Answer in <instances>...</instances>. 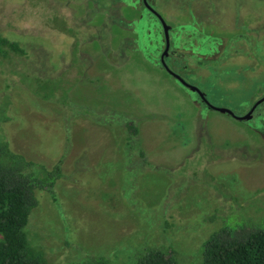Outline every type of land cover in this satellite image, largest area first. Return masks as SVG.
Masks as SVG:
<instances>
[{
    "label": "rangeland",
    "instance_id": "rangeland-1",
    "mask_svg": "<svg viewBox=\"0 0 264 264\" xmlns=\"http://www.w3.org/2000/svg\"><path fill=\"white\" fill-rule=\"evenodd\" d=\"M15 1L0 0V31L2 33L5 31L17 34L14 33L13 27H19L20 22L10 17L16 16L18 13L17 6H14L17 3ZM49 2L47 17L52 14L56 5L54 0H49ZM203 2L205 4L200 0H196L194 10L186 9L184 13L192 16L197 21L196 25H192L190 22H185L183 25L177 19L179 28L177 32L180 36L172 38V46L175 51L171 53V57L181 69V74L190 82L198 85L211 103L241 112L244 106L248 104L247 98L250 96L251 98L254 97L252 92L257 86L250 83L249 91L245 93L242 86L243 80L238 78L234 82L236 87H229L230 64L228 66L225 61L221 62L218 59L220 54L216 52L213 54V58L209 59L211 62H197L194 58L191 61L186 55L192 52L208 54L212 49L211 46H214L219 41V37L215 33L218 27L227 31L224 34H219L227 41L231 37L230 35L237 32L245 33L241 29H244V26H249L250 28L253 27V30H257L259 27L257 34L251 32L253 35H247V40L260 50L261 53H254L257 54V59L264 61V0H217V4L220 5V11L217 15L213 14L212 10L209 9L207 0ZM201 11L206 12L205 16L208 17V22L204 25H201V19L198 16ZM213 16L217 18L218 27L216 21L211 19ZM47 17L46 19L52 25H55ZM149 19L153 31L156 28L155 18L150 17ZM249 20H255V22L253 23ZM6 21H8L9 27L6 26ZM88 21L93 23L89 18ZM42 22L43 20L40 16L37 17L34 23L32 19L26 20L24 22L26 29H32L35 24L36 28L34 27V30H38L41 34H36V32L27 33V35L23 34L21 40L24 43L29 41L26 39L27 37H30L31 40L35 38V68L38 69L39 67L42 70L43 67L47 70L51 68L56 73L48 77V80H44V85L40 86L32 84L34 75L28 71L19 72L18 70L8 69L7 72L10 77L9 83L20 84L26 93V96H23L24 101L21 103L24 104L19 110L21 113L16 118H11L7 125L6 123L4 124L11 146L16 150H20L15 152L22 154L24 157L27 155L34 157L33 153H31L33 149L39 148V145L43 144L40 121L46 118L58 106L61 98L66 95H57L54 98L48 97L50 86L67 87L73 81V77L64 70V66H59L60 63L54 66L49 60V54L52 49L43 36V33L48 28ZM138 24L143 28L147 26L145 20L142 19ZM101 25L103 28V24ZM233 27L239 28V30L232 31L229 35V30ZM112 28L117 30L116 26ZM20 33L25 32L22 31ZM56 37L57 39H54L52 44L54 46L58 44L67 51L71 45L67 34H57ZM152 37L153 34L151 38L146 36L147 40L144 39V44L140 47L144 52V56L139 53L131 55L130 52L123 49L125 41L121 42L118 48L124 51L125 59L123 60L125 62L123 61V68L120 69L109 65L108 62L99 61L103 56L102 52L94 49L100 46V39L96 37V34H91L90 38L87 39L89 44L84 45L87 50H82L86 51L85 54L80 55L81 59H86L87 61L85 62L83 73L88 75L89 78L85 81L87 83L76 80L69 88V93L74 101L81 103L95 101L99 98V101L94 102V105L98 106L97 108L102 106L110 108L113 105L117 111L114 112L113 109L105 110L113 117L120 109L139 111L144 108V111L148 110V117L141 121L139 134L144 140L142 141V146L143 149H146L144 151L146 160L153 164L156 163L163 170L151 166L143 169L138 175L136 190L132 191L133 189L128 187V183L132 182L135 171L133 170V173L132 170L123 172V174L119 173L122 164V150H120V162L113 168L107 164L104 165L110 152H104L103 157L100 158L101 154L94 149L105 144L107 138L104 135L92 130L84 139L96 151L91 155L87 152L85 153V156L89 155L86 158L87 162L90 159H94V163H96L95 172H90L86 166H83L84 162L77 156L75 148L69 152L66 151L61 162V170L63 172L60 176L54 178L55 196L59 206L56 201L46 199L43 192H38L36 194L37 204L34 208L32 207L29 219L25 225L28 239L34 244H38L37 246L44 250L45 255L55 264H61L65 260L76 264L84 259L89 260L94 257L91 253H98L97 255L108 257L111 246L118 239L125 241L128 238V242L125 245L126 248L122 246L121 250L130 251L133 243L143 240L139 237L143 235L142 232L149 231L152 228V220L156 221L157 213L160 212L159 204L162 195L168 186L172 185L171 179L180 181L185 186H179V191H174L176 199H171L173 201L169 204V210L174 212L172 215L169 213V215L175 225L178 224V220H181L177 212L182 201L191 200V203L194 204L193 212L196 215L201 211V208L196 205V199L200 195L206 196L204 193H214L216 191L215 187L210 185V180L207 177L219 181L224 186H227L228 183L230 187L232 184L233 188L240 194H244L249 190L253 192V199L247 204L248 210L235 208L234 196L229 197V203L221 198L215 201L212 200L214 199L213 197H207L210 198L208 199L210 201L208 211L210 213L218 212V214L214 212V215L217 216L214 221H210V225H213V223H216V226L220 224L223 220L222 218L220 221L219 216L221 214L229 222L231 218L243 217L234 213L237 211L245 210L249 213L252 211L264 213L263 155L262 161L254 160L256 157L254 156L246 158V163H241L239 160L229 162L228 155L222 157L225 159L220 158L222 160L215 166L206 167L199 166V163L205 162L201 155L203 152H200L201 154L195 162L191 161L192 158L184 156L182 160L180 159L178 165L175 164L173 166L171 164L174 163H171L170 159L165 157L166 153L171 150L169 147H175L178 155H176V158H172L171 161L174 162L179 159L186 150V147L181 146L183 136L185 135V138L188 137L193 143L198 135L194 129L197 126L196 123L202 124L206 132L204 136L203 133L200 134V140L196 144L205 148L209 147L213 140L222 141L224 147H226L225 153L229 151V145L236 142L235 139L249 147L262 142L261 147L264 149V137L261 136L260 132L256 131L254 126L250 125L251 127H249L244 123L238 122L226 113L216 112L215 110H203L200 104L194 105L193 99L189 98L182 90L180 91L176 86L174 88L169 86L161 74L154 70L155 67L152 66L153 56L156 52L153 45L160 43L157 37ZM108 41L107 38L105 45L108 44ZM226 43L228 44L229 41ZM92 46L94 49L89 50ZM222 48L223 54H227L228 51L233 53L232 45L229 47L222 46ZM52 54L51 58L57 60V51L52 52ZM156 57L157 55L154 56V59ZM76 59L80 61L79 57H76ZM69 60L70 55L63 52L60 61L63 64H67ZM133 61H135L136 65L131 66L134 63ZM80 62L81 64L83 63L82 61ZM196 62L198 66L195 64ZM100 64L103 65L102 69H98ZM93 65H95V69L91 68ZM73 66L76 68L79 64L75 63ZM2 67L7 70L3 62ZM201 67L207 68V74H204ZM214 67H219L221 70H214ZM55 75L57 76L52 78ZM244 78L251 80L254 77L245 74ZM263 78V76L260 77V79ZM261 83V81L258 82L260 85ZM34 88H38V90ZM15 89L16 87L12 86L4 88L0 94V99L1 97L7 98L8 95V98H10L13 96L12 93ZM121 100L122 104H120ZM94 105L92 104V106ZM2 108L4 109V106H1L0 110ZM0 113L2 112L0 111ZM120 116H117V122ZM64 124V121L60 119L58 124L60 130L65 128ZM152 128L153 130H151ZM53 134H56V131ZM49 138L48 136L47 139ZM157 138H159V143L155 146L154 142ZM79 144H81V141H77L75 146ZM190 144L187 145V148ZM230 149L232 148L230 147ZM88 152L92 153L91 150H88ZM43 156H48V152L41 154L40 157L43 160L39 163L44 166L49 165L54 159L44 158ZM220 159L217 158L216 160ZM167 164L173 168L169 169ZM243 165H246V170H239ZM194 166H198L199 170L193 172ZM140 169H137V171H140ZM131 176L132 179L129 180ZM233 178L236 179L231 182ZM199 184L203 187L200 188ZM204 187L208 189L206 190ZM109 194H111L110 197H108ZM124 195L133 198L130 201L133 208L129 211L131 216L128 215L129 212L125 205L128 200ZM45 196L47 197V195ZM227 204H229V207H227ZM58 213L62 215L58 216ZM189 216L185 218H190ZM55 217H58L60 221L63 220V222L61 221L62 223L66 219L68 222L66 225H61L60 221ZM68 232L70 234L65 236ZM171 234L173 246L176 247V256L179 257L180 261L185 260V256L187 257L192 252L195 253L196 245L198 247L201 243L199 241L201 237L197 235L198 232L191 231L189 226L186 227L185 231L183 230V234L178 230L172 231ZM152 238L153 236L141 248L143 246L150 247L153 244ZM188 238L192 241V245L185 243ZM180 239L181 241H179ZM128 243L132 245L129 246ZM116 249L118 250V248ZM118 251L124 254V252ZM113 253H116L115 249Z\"/></svg>",
    "mask_w": 264,
    "mask_h": 264
},
{
    "label": "flooded vegetation",
    "instance_id": "flooded-vegetation-1",
    "mask_svg": "<svg viewBox=\"0 0 264 264\" xmlns=\"http://www.w3.org/2000/svg\"><path fill=\"white\" fill-rule=\"evenodd\" d=\"M56 5L54 10L50 16L47 17V11L50 6L49 0H16L15 2L17 6V14L16 16H10L14 20L19 21V27H13L14 33L11 34L8 32L0 31V35L5 37L11 42L16 44V47H19V52L11 49L8 46H3V53L8 54L9 59L4 57L2 59L4 65L7 67L5 72H1V84H0V94L3 92L4 88L9 86L16 87L13 96L10 98L9 95L7 98L0 99L1 106H4L0 111V124L7 125L12 119L16 118L18 114L21 112V104L24 99L23 96H26L25 91L23 90L20 84H10V77L7 74L8 69L18 70L19 72L28 71L33 74V85H44V80H48L50 76L56 73L55 70L51 69L47 70L45 67L42 69L35 68V45L36 39L27 37L29 41L22 43V35H27V33H35L41 34L40 32L35 31L34 27L30 30L26 29L24 26V22L28 19H32V22L37 19L38 16L43 20V24L47 26V31L43 33L45 37L46 43L52 49L49 54V60L53 63L54 66H64V70L67 71L73 77L72 83L67 87H56L50 86L51 92L54 98L57 95L66 94L65 97H62L58 106L44 119L40 121V131L43 136V144L39 145V148L33 149L31 153L40 160H43L41 154L48 152V156H43L44 158L53 159L49 165L45 167H52L53 164L57 165L61 171L62 168V157L64 153L67 151H71L72 149H76L77 156L84 162L83 166H86L90 172L96 171V163H94V159H90L89 162L86 161V158L89 156H85V153H89L90 155L95 153V150H98V153L101 155L100 158L103 157L104 152H110L107 157L104 165H108L109 167H116L118 162H120V150H122V164L119 169V173L123 174V172L132 170L135 171L132 176L129 177V180L132 179V182L128 183V187L136 190L138 175L139 173L148 167H156L160 170H163L162 167H158L155 163H151L146 160L145 150L142 146L143 138L139 134V127L141 128V121L148 117V110L144 111V108H141L139 111H132L127 109H120L116 115H121L117 122V116L114 117L109 115L105 110H114L115 107L113 105L110 108L106 106H102L97 108L98 106L94 105L95 101H99L97 98L95 101H89L85 103L76 102L70 97L69 88L71 85L77 80L79 82H85L89 76L83 73V68L85 66L86 59H81L80 55L85 54L87 50L84 46L87 43V39L90 38L91 34H96V37L100 39V46H97L95 49L90 47L89 50H98L102 52V57L99 59L101 62H108L109 65L115 66L118 68H123V63L125 62V56L123 54V50L118 48V45L121 42L125 41L124 50L130 52L131 55H135L139 53L144 56L143 50L140 48L144 44V39L146 36L151 38H158L160 43L158 45H153L155 49V55L157 57L154 59L153 56V64L155 67L154 70L158 71L161 76L164 78L166 83L173 87L176 86L180 91L182 90L185 94L188 95L189 98L193 99L194 105H201L203 110H215L216 112H223L227 115L231 116L234 120L238 122L244 123L249 127L254 126L257 132H260L261 136L264 137V78L260 79L261 76L264 77V61H260L257 59V54L261 53L258 48H256L252 42H248L247 35L257 34L259 31V27L257 30H253V27L244 26V29H241L245 33L237 32L236 34L230 35L232 31L239 30V28L233 27L229 30L228 38L229 43L227 44L225 39L219 34H224L227 31L222 30L218 27L217 18L214 16L211 18L215 20L217 23L218 29L215 30L217 37H219L218 43L214 46H211V50L208 54L200 52V53H190L186 55L191 61L194 58L197 62H208L209 59L213 58V54L216 52L220 54L218 59L221 62H226L229 66V87H236L235 80L240 78L243 80L242 86L244 87L245 93L249 91V84L257 86L252 94L254 97L247 98V105L244 106L241 112L233 111L230 108L225 106H219L211 103L204 92L200 89V87L188 80L185 76L181 74V69L177 66L176 62L172 59L171 53L175 51V48L172 46V38L180 36L177 30L178 24L177 19H179L180 23L184 25L185 22H190L192 25H196V22L192 16L185 15L186 9L194 10L196 0H54ZM203 4V1L200 0ZM209 9L212 10V13L217 15L220 11L219 6L217 4V0H207ZM4 4V2H3ZM77 6V7H76ZM6 7V5H4ZM42 15H40V14ZM206 12H200L198 15L201 19V25H204L208 22V17L205 16ZM176 16V17H175ZM3 17V16H2ZM46 17L54 22L55 25H52ZM150 17L155 18L156 28L152 31L151 22L149 21ZM88 18L92 20L93 23L88 21ZM182 18V19H180ZM145 20L147 26L146 28L141 27L138 22L140 20ZM187 19V20H186ZM186 20V21H185ZM251 22H255V20H249ZM89 22V23H88ZM6 26L9 27L8 21L5 22ZM103 24V28L101 27ZM100 25V26H99ZM116 26L117 30H114L112 27ZM239 26V25H238ZM237 26V27H238ZM177 27V28H176ZM257 27V26H254ZM250 28V29H249ZM25 33H20V32ZM57 34H67V37L70 38L71 45L66 51L62 49L60 45L56 44L55 46L54 39H57ZM108 38V44L105 45V40ZM147 40V39H146ZM130 41V42H128ZM147 42V41H146ZM156 42V41H155ZM84 43V44H83ZM233 46V53L223 54L222 46ZM56 49V50H55ZM21 50V52H20ZM57 51L56 58L52 59V52ZM63 52L70 55V60L67 64H63L60 60L62 58ZM148 53V51H146ZM212 52V53H211ZM79 57L80 61L76 59ZM240 57V58H239ZM147 59V58H146ZM1 60V58H0ZM148 60V59H147ZM124 61V62H123ZM152 63L150 60H148ZM131 65H136L135 61ZM195 63L198 66V63ZM211 62V61H210ZM0 63H2L0 61ZM78 63L79 66L74 68V64ZM128 64V63H127ZM126 64V65H127ZM201 64V63H200ZM91 68L95 69V65ZM103 65L100 64L98 69H102ZM176 68V69H175ZM236 68V69H235ZM5 69V68H3ZM2 69V70H3ZM204 74H207V68L201 67ZM214 70H221L219 67H214ZM245 74H249L254 77L251 80H246L244 78ZM53 76L52 78L56 77ZM51 78V79H52ZM261 81V85L258 82ZM87 83V82H85ZM100 83V82H99ZM98 83V84H99ZM32 87V86H31ZM38 90V88H34ZM55 89V91H53ZM65 89V91H64ZM251 94V95H252ZM97 95V94H96ZM98 97V95H97ZM15 98V99H13ZM29 96L27 97L28 100ZM77 98V97H76ZM92 104L94 106H92ZM122 104V100L121 103ZM0 106V108H1ZM123 112V113H121ZM99 115V116H98ZM260 116V118H258ZM62 119L64 121L65 128L60 130L58 124L59 120ZM171 120V118L169 117ZM171 122V121H169ZM250 123V124H248ZM2 124V125H3ZM196 127L194 129L197 131V137L193 143L189 138H185V135L181 139L182 147H186V150L179 157L177 161L172 162V158H176L178 152L175 147H169V150L165 157L170 159L172 166L175 164H179L180 159L182 157L187 156L192 158L191 161L197 160V157L200 156V152H203L201 155L205 159V162L199 163L200 167L206 166H215L218 162H220L222 157H229V162L234 160H239L241 163H246L248 157H254V160L262 161V155L264 156V149L261 147L262 142H258L256 145L248 146L245 143H242L239 140L235 139V143L229 145V151L225 153L226 147L222 141L213 140V143L209 147L199 146L196 144L198 140H200V134L203 133V136L206 135L205 128L202 124L196 123ZM251 125V126H250ZM92 130L104 135L107 139L105 144L99 147L94 148L93 150L90 147V144L86 142L84 139L87 137ZM153 130V128L151 129ZM7 131V130H6ZM56 131V134H53ZM59 133L60 136H59ZM50 137L47 139V137ZM77 141H81V144L75 146ZM122 142V143H121ZM159 138H157L154 142L155 146L158 145ZM191 143V144H190ZM190 144L187 148V145ZM230 147L232 149H230ZM27 150V149H26ZM91 150L92 153L88 152ZM207 151V152H206ZM197 152V153H196ZM196 153V154H195ZM217 158H222L220 160H216ZM227 160V159H226ZM167 167L173 168L171 166ZM166 167V168H167ZM141 168V169H140ZM198 166H194L192 171L195 172L198 169ZM140 169V171H137ZM246 170V165H243L239 168V170ZM60 173V175H61ZM59 175V176H60ZM210 180V185L214 186L216 191L214 193H204L206 196L200 195L196 199V205L201 208V211L198 214H194L193 208L194 204L191 203V200H187V202H181L178 216L181 220H178V224L175 225V222L170 223L169 226L166 227V234H168L171 230H178L183 234V230L185 231L186 227L189 226L191 231L198 232L201 230L200 227L204 229H209L204 227L205 225H210V221L208 217L213 215L212 221L216 218L217 215H214V212L218 214L217 211L210 213L208 208L210 207V201L207 197H213L217 201V199H224L225 202L229 203V197H235V208H244L248 210L247 204L250 200L253 199V192L251 190L247 191L244 194L237 193L231 184L229 187L221 185L219 181L212 180L211 177H207ZM233 178L231 182L234 181ZM134 181V183H133ZM172 185H169L164 194L162 195L161 202L159 204L160 212L164 215H172L174 212L169 210V204L171 199L175 198L174 191L178 190V187H185L184 184L180 181L172 180ZM190 184V183H189ZM193 186V185H192ZM200 188L203 187L200 184L198 185ZM206 190L207 187H204ZM213 189V188H212ZM43 192V191H41ZM47 195V194H46ZM109 194L108 197H110ZM128 202L127 211H131L133 208L131 207V200L133 199L131 196H127ZM44 197H47L44 194ZM176 199V198H175ZM174 199V200H175ZM182 199V198H181ZM123 201V200H122ZM124 202V201H123ZM122 203V202H121ZM217 205V204H215ZM223 206V205H220ZM224 207V206H223ZM229 207V204H227ZM219 209V208H218ZM167 210V211H166ZM131 216L130 212L128 214ZM190 215V216H189ZM223 215V214H221ZM189 216L190 218H185ZM60 221L58 217H55ZM185 218V219H184ZM170 220H168L169 222ZM67 219L61 225L67 224ZM200 224V225H199ZM178 226V227H177ZM177 227V228H176ZM70 233L68 232V235ZM183 236V235H182ZM63 237V236H62ZM62 240V238H60ZM201 239H199L200 241ZM181 241V239L179 240ZM121 242L122 245H126L128 242V238L125 241H121L118 239L114 245ZM176 242V241H175ZM177 243V242H176ZM173 244V241H172ZM197 246V245H196Z\"/></svg>",
    "mask_w": 264,
    "mask_h": 264
},
{
    "label": "trees",
    "instance_id": "trees-1",
    "mask_svg": "<svg viewBox=\"0 0 264 264\" xmlns=\"http://www.w3.org/2000/svg\"><path fill=\"white\" fill-rule=\"evenodd\" d=\"M3 46L18 52L20 49L14 42L0 35L1 62L4 57L9 59L8 54L2 51ZM2 69L0 63L1 72H5L6 69ZM47 96L53 97L51 88ZM2 124H0V264H55L45 255L44 250L37 246L38 244L28 239L25 225L32 207L37 204L38 192L43 191L50 201H56L59 206L55 196L54 178L59 176L61 171L55 164L47 169L39 163L40 160L36 156L24 157L15 152L20 150L11 146L5 126ZM234 213L243 217H230L228 222L220 215V221L222 218L223 220L217 226L213 223L204 226L209 229L200 227L197 235L201 237V243L196 246L195 253L185 256V260L180 261L176 256V247L173 246L171 238L172 230L166 234V227L172 223L170 215L158 212L156 221L152 220V228L142 232L143 235L139 237L143 240L133 243L130 251H122L121 247L125 245L119 242L111 248L108 257L91 253L94 257L76 264H264V213L253 211L249 213L245 210ZM61 215L58 213V216ZM212 219L213 215L208 217L209 221ZM67 235L68 233L65 234ZM152 236L153 244L141 248ZM185 243L192 245L189 238ZM116 248L124 254L119 253ZM66 263L75 264L67 260L61 262Z\"/></svg>",
    "mask_w": 264,
    "mask_h": 264
},
{
    "label": "water",
    "instance_id": "water-1",
    "mask_svg": "<svg viewBox=\"0 0 264 264\" xmlns=\"http://www.w3.org/2000/svg\"><path fill=\"white\" fill-rule=\"evenodd\" d=\"M11 144V143H10Z\"/></svg>",
    "mask_w": 264,
    "mask_h": 264
}]
</instances>
